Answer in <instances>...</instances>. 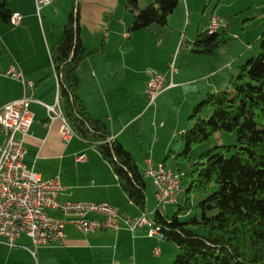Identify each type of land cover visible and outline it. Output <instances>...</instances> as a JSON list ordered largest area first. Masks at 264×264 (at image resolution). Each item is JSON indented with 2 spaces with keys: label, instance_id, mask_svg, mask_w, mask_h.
Returning a JSON list of instances; mask_svg holds the SVG:
<instances>
[{
  "label": "crops",
  "instance_id": "crops-1",
  "mask_svg": "<svg viewBox=\"0 0 264 264\" xmlns=\"http://www.w3.org/2000/svg\"><path fill=\"white\" fill-rule=\"evenodd\" d=\"M0 1L6 3L11 15L19 13L23 17L21 24L15 27L0 16V109L26 95L33 100L30 105L33 124L24 139V164L43 181L59 180L61 190L58 200L61 203H109L116 206L121 214L141 217L146 213L152 221L154 214L150 215L148 207L143 212L129 200L113 167L103 159L96 145L79 137L66 141L60 131L62 122L55 120L51 123L48 119L47 107L57 104L60 89L51 49L61 39L63 28L78 0H53L41 11H38L36 0ZM81 1L80 38L92 54L78 68V95L87 112L106 125L109 136L133 155L139 170L143 166L144 171H140L145 173L148 160H152L155 166L159 162L149 157L142 161L137 158L139 152L161 151L164 154L173 149L178 136L187 131V124L182 118L186 120L209 93L218 92L230 83V77L219 79L224 69L220 65L195 73L192 70L196 65L189 63L197 61L196 55H203L192 50L193 44L199 33L209 30L211 19L216 16L212 15L203 26L199 24L192 28L189 23L185 34L181 33L182 25L178 26L179 29L169 40L162 33L163 29L158 28L155 34L150 31L151 28L144 30L148 32L146 34L131 33L134 23L131 17H119L115 23L113 13L114 18L104 23L96 14L98 1ZM254 7L257 11L251 16ZM179 8L186 16L191 9L189 1L181 3ZM236 11V14L250 15L248 21L256 19L263 23L256 33V38L261 39L264 34V0H237ZM227 30L228 26L226 29L224 25L218 29ZM179 34L184 38L185 45H182ZM138 46H143L145 50L150 47L164 49L169 54L168 62L174 55L177 57L172 76L165 62L154 64L159 74L165 76L166 91L157 99L155 111L151 114L153 105L149 107L142 98L148 77L144 78L140 88H135L131 80V76L138 73L133 57ZM183 47L189 58L181 65L179 58ZM228 67L231 69L232 66L229 64ZM11 68L22 78L10 76L8 72ZM26 82H33L34 87L26 89ZM124 91L127 92L125 97ZM124 99L128 102L127 106L123 103ZM177 102L180 106L187 104V110L182 113V106L180 111L171 112L173 124L167 126L163 112L168 104ZM157 120H161L160 127L156 126ZM18 138L21 139V136L18 135ZM3 139L0 134V145ZM81 156L85 158L79 160ZM48 213L59 220L67 219L56 210H49ZM151 230L152 227L146 225L131 233L122 222L117 232L109 230L84 234L75 225H67L62 242L39 246L35 250L27 236H21L15 248L0 241V264H169L166 258L172 254V249L160 236H150Z\"/></svg>",
  "mask_w": 264,
  "mask_h": 264
},
{
  "label": "trees",
  "instance_id": "trees-1",
  "mask_svg": "<svg viewBox=\"0 0 264 264\" xmlns=\"http://www.w3.org/2000/svg\"><path fill=\"white\" fill-rule=\"evenodd\" d=\"M141 2L126 0L124 4L134 16L131 33L149 30L155 24L167 26L179 5V0H155L141 8ZM0 16L5 20L11 17L3 1ZM228 41L227 31L207 30L197 35L192 50L212 55ZM260 42V54L239 67L230 87L209 93L194 108L191 128L180 135L185 149L176 159L187 163L192 161L194 147L217 133H236L237 146L208 150L189 170L179 171L189 185L183 186L185 204L172 217L156 209L152 226L176 247L178 255L173 264H264V34ZM91 54L80 38L79 5L75 3L61 39L51 49L61 109L76 137L97 146L129 200L146 212L147 178L133 155L109 136L106 125L87 112L78 95L77 71ZM205 108L211 110L207 119L203 117ZM232 149L235 152L228 157ZM173 153L166 156L165 167ZM192 194L202 198L200 214L182 219L193 207Z\"/></svg>",
  "mask_w": 264,
  "mask_h": 264
},
{
  "label": "built area",
  "instance_id": "built-area-1",
  "mask_svg": "<svg viewBox=\"0 0 264 264\" xmlns=\"http://www.w3.org/2000/svg\"><path fill=\"white\" fill-rule=\"evenodd\" d=\"M52 2L53 0H36L38 11ZM22 20V15L14 13L9 21L16 27ZM221 25L222 20L213 17L209 26L210 33L218 31ZM170 72L172 75L175 73L174 64L170 65ZM8 74L16 79L22 78L13 68ZM150 76L146 96L152 106L166 90V79L155 72H151ZM25 85L26 89L34 87L33 82H26ZM32 101V98L26 95L0 109V134L4 138L0 145V241L15 248L17 240L21 236H27L35 250L39 246L62 242L67 225H75L84 234H93L109 230L117 232L122 222L131 233L149 225L152 227L150 236H160L147 214L131 217L121 214L116 206L109 203H61L58 200V192L61 190L59 180L43 181L33 169L24 164V139L33 124V114L30 110ZM47 109L51 123L55 120L62 122L60 131L66 141L76 137L64 116L60 101ZM84 158L81 156L79 160ZM144 175L153 182L156 209L165 213L168 206L180 203L184 175L176 177V172L164 165L155 166L152 160L147 161ZM49 210L59 211L67 219L59 220L51 216Z\"/></svg>",
  "mask_w": 264,
  "mask_h": 264
},
{
  "label": "rangeland",
  "instance_id": "rangeland-1",
  "mask_svg": "<svg viewBox=\"0 0 264 264\" xmlns=\"http://www.w3.org/2000/svg\"><path fill=\"white\" fill-rule=\"evenodd\" d=\"M94 1H98V3L95 5L98 8V13L96 14L101 20H103L104 23L109 22L110 20L114 18V16L112 17L113 13H115V18H114L115 23H116V19H119V17H122V16H125L128 19L129 17H131L132 19L134 18L131 12L124 9V4L126 0H94ZM154 1L155 0H142V2L140 3V7L145 8L149 6L150 4H152ZM185 1L186 0H180L179 6L175 10V12L170 16L169 23L167 26L162 27V26L155 24L151 26L150 31H152L153 34H155L157 28L160 30L163 29L162 33L164 32L165 38L170 40L171 35H173L174 32L179 29L178 26L182 25L181 33L185 34L187 25L189 23L191 24L190 27L192 28L193 26L197 27L199 24L203 26L204 23L206 24V22L212 15L221 19L223 22L222 25H224L226 29L228 26L227 36H228L229 41L227 45L218 49L214 53L213 58H211L212 55H196L195 56L197 57L196 62L189 61V63L196 65V68L192 70L193 72L199 73L200 71L202 73L204 70H207L211 66L218 67L220 65L221 69L222 68L224 69L223 71L220 72L219 79H222L223 77H230L229 80H231L232 76H237L240 66L246 64V62L252 57L258 56L260 54L261 42H260V39L256 38V33L263 23H260V21L256 19H252L248 21L247 17H249L250 15L247 16L246 13L236 14L237 11L235 12V8H237V0H188L190 3L191 9L189 13H187L186 16H184L180 12L179 7L181 3L183 4ZM81 2H82L81 0H78L77 4L79 5ZM256 7L251 9V12H250L251 16H253V14L256 13L257 11ZM257 18L260 19L261 17H257ZM134 33L141 35V34H146L148 32L138 31ZM179 36L181 37V34H179ZM180 40L182 41V45L186 44V42L184 41V38L182 39L181 37ZM186 53L187 52L185 50V47H183V51L180 53L179 64L184 65L185 63H187L186 59L189 57L186 56ZM168 55H169L168 52L162 48H157L155 50L153 47H150V49L145 50L143 46L136 47L133 53V57L134 59H136V66H137L138 73L136 75L134 74V76L133 75L131 76V80L134 81L133 82L134 87L136 88V86H138V88H140V85L146 76L148 77V80H147V85H148V82L151 78L150 76L151 72H155L159 74L157 69L154 67V64L165 62L166 66H168V71L170 72V65L174 64V67H175L177 57L174 55L172 59H170V62H168L166 61L168 58ZM227 64L228 65L230 64V66H232L231 69H229ZM177 67L178 66H176V68ZM170 74L172 76L171 72ZM135 82L137 83V85ZM230 85L231 84L229 83L228 86L222 87L221 90H226L228 87H230ZM124 88L126 90L125 84H124ZM146 89H147V86H146ZM146 89H145V95L143 94L142 98L145 104L151 107L147 99V96H146ZM123 94H124V97L127 96L126 91H124ZM123 103L125 106L128 105V102L126 99L123 100ZM182 106H183V109L179 108ZM182 106H180V103L178 102L174 104H171V103L168 104L167 109L164 110L163 112V116H164L163 120H164V123L167 122V126L168 124L169 126H172L173 124V116L171 112L173 111L175 112L179 109H182V113H183L185 112V110H187V106H188L187 104H184ZM154 111H155V105L152 106L149 113L150 114L154 113ZM210 111L211 110L209 108L204 109L203 117L205 119H207L208 116H210L209 115ZM191 115L192 113L189 114V117L186 120L185 119L183 120L182 118V121L187 124V127H186L187 130H189L192 126V122L189 120ZM155 123H156V126L160 127L161 120H157V122ZM152 124H154L153 121H152ZM176 143L177 144L175 145V147H172L173 149H171L167 153L163 154L161 151H157V152L156 151L155 152L146 151L142 153L140 151L139 155H137V158L139 157V159H141L142 161L145 159V157L147 158L149 157L150 159L153 158L155 161L159 162L158 166H160V165H163V162L166 159V156L169 155L171 151H174L175 154L174 153L171 154V156L166 160V167L167 169L173 170L177 174L179 173L178 170H181V171L189 170L191 165L197 162L200 159V156L203 153L207 152L208 150H211L219 146H230V147L237 146V135L234 132L217 133L215 136L211 137L209 141L194 147L193 151L190 154V158L192 160L190 163L183 162V161L176 159V154L177 155L182 154V152L185 149V143L181 140L180 136H178ZM234 152H235V149H232L229 153H227V156L228 157L231 156L232 154H234ZM140 170L144 171V167L142 166ZM183 184H184V187H187L189 185V181L185 180ZM154 189L155 188H154L152 180L147 179V194H148V201H149L148 210L151 216H153L157 208V200H156V194H155ZM185 200H186V194L184 193L181 196L179 204L170 205L167 207L165 215L172 217L178 210L179 206H183L185 204ZM201 200H202L201 197L195 194H192L191 201H192L193 207L189 212L185 211L183 213L182 219H184L187 216L192 217L195 215H199L200 212L198 209V204ZM167 245L168 247H170V249H172V254L171 255L168 254L169 257L166 258V262H170L169 264H173V262L177 258L178 251L176 247L173 246L172 244L168 243Z\"/></svg>",
  "mask_w": 264,
  "mask_h": 264
},
{
  "label": "bare ground",
  "instance_id": "bare-ground-1",
  "mask_svg": "<svg viewBox=\"0 0 264 264\" xmlns=\"http://www.w3.org/2000/svg\"><path fill=\"white\" fill-rule=\"evenodd\" d=\"M11 18V17H10ZM176 177H182V174H180V173H177L176 174ZM184 192V188H183V190H182V193Z\"/></svg>",
  "mask_w": 264,
  "mask_h": 264
}]
</instances>
